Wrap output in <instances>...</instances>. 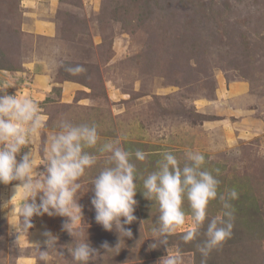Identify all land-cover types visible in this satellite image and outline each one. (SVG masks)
Returning <instances> with one entry per match:
<instances>
[{"label": "rangeland", "instance_id": "rangeland-1", "mask_svg": "<svg viewBox=\"0 0 264 264\" xmlns=\"http://www.w3.org/2000/svg\"><path fill=\"white\" fill-rule=\"evenodd\" d=\"M61 62L87 72L70 75ZM0 86L32 98L48 116L32 146L40 171L61 119L95 123L101 142L144 151L145 161L133 158L143 178L165 151L181 166L186 151L204 153L205 168L219 169V190L239 194L233 235L207 264H264V0H0ZM96 154L79 193L83 236L100 254L90 264H158L167 255L163 245L150 249L159 208L144 197L142 179L138 219L125 225L131 238L96 222L91 181L107 159ZM16 183H0V205ZM12 209L0 207V264H42L45 232L58 237L47 264H75L66 217L35 216L29 233H19ZM209 213L222 214L219 200ZM183 231L169 237L170 250L200 264L196 243L204 237L184 243ZM105 242L113 249L106 252Z\"/></svg>", "mask_w": 264, "mask_h": 264}, {"label": "clouds", "instance_id": "clouds-1", "mask_svg": "<svg viewBox=\"0 0 264 264\" xmlns=\"http://www.w3.org/2000/svg\"><path fill=\"white\" fill-rule=\"evenodd\" d=\"M59 66L73 76L87 72L81 64L61 62ZM6 89L0 86V183H18L13 185L11 200L0 207L6 208L10 204L12 211L18 210L16 229L19 233L21 230L29 233L35 216L66 217L63 230L76 241L74 248L68 247L75 264H90L100 256L89 243L88 233L86 238L83 236V208L79 203V193L84 187L82 177L97 164L98 153L106 155L107 159L106 166L91 181L94 185L91 204L96 212V222L107 231L115 230L120 238H131L133 232L125 225H131L138 219L134 214L138 205L135 196L138 182L142 179L144 197L159 208L156 226L152 229L156 243L151 244L150 249L163 245L167 255L161 257L158 264H184L183 256L171 251L169 244V237L180 229H184L181 235L184 243L204 237L196 243V250L201 255L200 264H207L210 254L232 237L235 221L232 201L238 199L239 194L235 188L219 190V169L214 170V175L205 168L204 153L186 151L181 166V161L171 151H165L156 162V170L143 178L138 175L133 158L145 161L144 151L137 149L133 153L125 149L119 139L101 142L95 123L74 124L61 119L57 124L59 131L44 147L45 170L40 171L31 145L47 128L48 116L32 98L21 95L19 91L8 94ZM25 148L30 150L20 155ZM89 149H95L96 153ZM17 198L19 203L13 205L12 201ZM216 200L222 205V214L210 216V203ZM185 202L190 212L186 211ZM201 229L205 230L201 232ZM44 235L47 237L44 241L47 250H40L39 260L47 264L49 251L57 250L58 237L50 232ZM102 247L106 252L113 249L107 242Z\"/></svg>", "mask_w": 264, "mask_h": 264}, {"label": "crops", "instance_id": "crops-1", "mask_svg": "<svg viewBox=\"0 0 264 264\" xmlns=\"http://www.w3.org/2000/svg\"><path fill=\"white\" fill-rule=\"evenodd\" d=\"M36 156V155H35ZM39 161H37V163H38ZM12 196H13V185H10V187H9V192H8V194H7V196H6V198H7V202L9 201V200H11V198H12ZM19 200V198H17L16 199V202ZM13 202V201H12Z\"/></svg>", "mask_w": 264, "mask_h": 264}, {"label": "built area", "instance_id": "built-area-1", "mask_svg": "<svg viewBox=\"0 0 264 264\" xmlns=\"http://www.w3.org/2000/svg\"><path fill=\"white\" fill-rule=\"evenodd\" d=\"M40 136H41V135H39V136L33 141L31 147L34 146L36 142H39V141H40ZM28 149H29V148L22 149L21 154H23L24 152H26ZM29 150H30V149H29ZM21 154H20V155H21Z\"/></svg>", "mask_w": 264, "mask_h": 264}]
</instances>
